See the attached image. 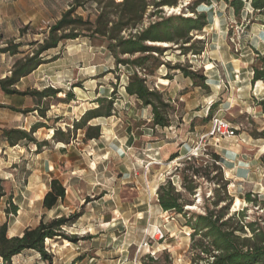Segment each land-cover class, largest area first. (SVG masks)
<instances>
[{
	"label": "rangeland",
	"instance_id": "374dc122",
	"mask_svg": "<svg viewBox=\"0 0 264 264\" xmlns=\"http://www.w3.org/2000/svg\"><path fill=\"white\" fill-rule=\"evenodd\" d=\"M176 1L177 9L162 7L161 13L152 16L148 13L154 9L149 6L143 26L160 15L203 12L208 24L191 34L195 48L202 51L184 55L177 46L180 42L150 43L159 46L161 53L152 52L145 71L134 68L149 88L169 100L168 127L153 126L150 107L126 93L132 68L116 63L102 37L81 36L45 51V63L15 85L26 94H6L0 89V224L6 222L7 234L16 235L26 226H35L41 217L80 214L75 223L63 227L70 239L45 241L52 264L204 263L206 259H194L186 217L165 212L157 204L158 185L170 177L178 188L181 179L175 168H182L190 153L220 155L223 178L229 181L227 193L232 197L230 213L244 208L246 220L264 216V139L249 134L264 128L258 104L264 97V83L250 81L251 66L258 65L257 52L264 54V21L248 1L238 16L223 0ZM194 1L199 4L192 10ZM71 2L0 0V78L9 75L17 58L32 52L35 42H41ZM97 7L86 3L75 13L92 21ZM107 10L117 12L112 7ZM11 43L19 44L17 53L3 52L1 48ZM158 62L165 64L155 68ZM175 63L196 71V81L167 67ZM200 75L205 76L207 88L195 85L201 84ZM47 87L58 91L46 96L35 93ZM94 108L96 113L88 115H100L76 128L82 114ZM214 117L234 126V135L213 132ZM33 124L43 126L30 135L48 141L39 149L27 139L11 146L2 136L3 128L29 131ZM90 125H99L88 128L89 134H98L91 139L84 136ZM67 131L68 143L58 141ZM178 147L180 157L169 160ZM53 177L64 185L65 196L46 210L41 201ZM201 181L194 195L184 193L193 203L183 206L184 210L203 212L207 205L212 209L223 204H210L206 197L215 185ZM246 191L257 193L258 200L245 201ZM12 262L48 264L32 250L14 256Z\"/></svg>",
	"mask_w": 264,
	"mask_h": 264
},
{
	"label": "trees",
	"instance_id": "16d2710c",
	"mask_svg": "<svg viewBox=\"0 0 264 264\" xmlns=\"http://www.w3.org/2000/svg\"><path fill=\"white\" fill-rule=\"evenodd\" d=\"M233 9L235 15H239L244 7V2L248 1L254 13L264 21V0H223ZM86 3H96L98 5L94 19L91 21L88 17L76 14L77 8H83ZM199 1H194L190 9L194 10ZM151 6L153 11H149V16L162 12V7L177 6L176 0H156L148 2L147 0H72L68 9L65 10L60 18L49 26L47 35L41 42H35L36 46L30 54L17 58L9 75L0 78V89L6 94L24 95L27 92L19 90L15 85L19 80L39 65L45 63L43 53L51 48L57 47L61 41L76 39L84 36L88 38L102 37L106 48L114 57L116 63L129 65L132 73L128 76V81L124 89L128 95L135 96L142 105L150 107L151 123L153 126L168 127L171 124L169 100L163 97V94L155 89L149 88L145 78L139 76L134 68H141L145 71V65L149 61L152 52L161 53L159 46L150 43H160L162 41L180 42L177 45L180 54H199L202 49H196L192 32L202 30L208 23L206 15L201 12L195 16L160 15V19L150 20L143 26V18L147 9ZM107 7L117 9L114 14L107 10ZM134 29V31H130ZM129 30L127 35L121 34L122 31ZM188 43V45H186ZM19 44H7L1 48L3 52L17 53ZM137 56L131 58L130 56ZM128 56V57H122ZM258 62L254 63L250 81L264 83V54L256 56ZM164 62L154 64L156 68ZM169 69H174L182 73L184 77L196 81V71L187 69L180 63L172 66L167 64ZM200 83L207 88L206 78L200 75ZM197 83V82H196ZM58 90L55 88H44L35 91L39 96L54 95ZM260 110L264 116V97L258 101ZM214 103L208 108L207 115L211 114ZM99 107V106H98ZM94 109L84 112L80 119L76 121L75 127L82 128L86 122L100 114ZM43 113V112H41ZM43 125L33 124L29 131L20 128H3L2 136L13 146L20 140H29L39 149L48 143L47 139L37 140L30 135V132L36 131ZM88 128L98 129L99 125L86 126L84 136L86 138L97 137L98 134H89ZM52 138H56L58 129L52 130ZM63 133V132H62ZM253 138L264 139V128L262 130H252L249 133ZM69 133L64 132V136L58 141L68 143ZM179 148H176L169 155V160L180 157ZM190 153L184 161L182 168L178 166L175 170L178 172L180 182L177 186L173 180L168 177L157 187V204L167 212L173 211L176 214H183L185 225L191 228V250L194 259H206L200 264H264V216H258L251 220L245 219L244 208L240 211L230 213L232 197L227 193L226 186L229 183L223 178L221 167V157L215 152ZM198 156V157H196ZM199 161L198 165L190 161ZM215 171L214 174H211ZM212 183V195L207 196L213 207L221 204L218 208H209L205 206L203 212H190L184 210L183 206H192L191 200L185 198V194L194 195L196 189L202 181ZM185 193V194H184ZM0 195H3L1 193ZM65 196V187L58 178H51L48 183V189L42 197V207L46 210L52 209L57 203L63 200ZM242 198L247 202L255 203L259 195L257 193L246 191ZM16 211V205L12 204V212ZM189 213L188 215H186ZM80 214L56 215L49 219L41 217L35 226H26L21 233L16 235L7 234V223L0 224V264H13L12 258L25 250H32L39 254L40 259L52 264V255L47 252L45 241L48 239L56 240L61 238L70 239L63 227L71 226L75 223ZM197 237V238H196ZM156 263V261H155ZM198 264V263H195Z\"/></svg>",
	"mask_w": 264,
	"mask_h": 264
},
{
	"label": "built area",
	"instance_id": "2783aa9c",
	"mask_svg": "<svg viewBox=\"0 0 264 264\" xmlns=\"http://www.w3.org/2000/svg\"><path fill=\"white\" fill-rule=\"evenodd\" d=\"M212 124H213V132L215 130H218L221 134H227V135H234L235 133V130H234L235 127L222 118L214 117L212 120ZM158 237L159 238L162 237L161 232H159Z\"/></svg>",
	"mask_w": 264,
	"mask_h": 264
},
{
	"label": "bare ground",
	"instance_id": "6f19581e",
	"mask_svg": "<svg viewBox=\"0 0 264 264\" xmlns=\"http://www.w3.org/2000/svg\"><path fill=\"white\" fill-rule=\"evenodd\" d=\"M173 9H177V6L167 7V10H173ZM187 207H191V206H187ZM65 244L68 245L67 240H65Z\"/></svg>",
	"mask_w": 264,
	"mask_h": 264
},
{
	"label": "crops",
	"instance_id": "0c3cea01",
	"mask_svg": "<svg viewBox=\"0 0 264 264\" xmlns=\"http://www.w3.org/2000/svg\"><path fill=\"white\" fill-rule=\"evenodd\" d=\"M180 149V147H178ZM179 153H180V150H179Z\"/></svg>",
	"mask_w": 264,
	"mask_h": 264
}]
</instances>
